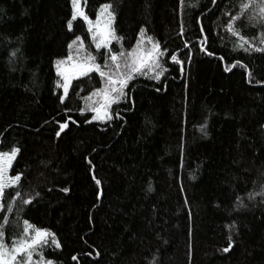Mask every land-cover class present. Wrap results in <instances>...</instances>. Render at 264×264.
Here are the masks:
<instances>
[{
    "label": "trees",
    "instance_id": "obj_1",
    "mask_svg": "<svg viewBox=\"0 0 264 264\" xmlns=\"http://www.w3.org/2000/svg\"><path fill=\"white\" fill-rule=\"evenodd\" d=\"M84 2L93 18L111 5L112 48L81 18L68 28L71 0H0V150L19 149L21 175L2 198L7 242L28 221L60 245L33 264H264V22L240 7L253 0ZM149 37L160 67L133 75L110 120L91 121L99 72L60 99L58 67L114 71L111 54Z\"/></svg>",
    "mask_w": 264,
    "mask_h": 264
},
{
    "label": "snow or ice",
    "instance_id": "obj_2",
    "mask_svg": "<svg viewBox=\"0 0 264 264\" xmlns=\"http://www.w3.org/2000/svg\"><path fill=\"white\" fill-rule=\"evenodd\" d=\"M182 2L183 0H181V3ZM215 2L216 0H213V3ZM71 5L72 12L71 18L68 21V28L71 29L72 21L76 20L77 18H82L89 25V31L92 32L93 39L97 41V49L101 48L102 46L106 47L110 38H113V34L109 27L113 18V14L110 11L111 5L105 4L101 6L100 13L97 15L95 23H93V21L84 12L81 0H71ZM240 7L242 11L249 9L250 7L253 8L254 11L258 10L259 18L262 22H264V0H260L258 4L255 3V0H253L252 3L241 4ZM235 19H237V17L230 18V31H232L231 21H234ZM143 32L144 30L141 29L142 35ZM241 39H243V37H241ZM76 41H80V37H77ZM146 43L151 44L150 49H141L139 46H137L136 49L126 54H111L110 59L112 61L114 71H102L99 65L90 62L80 63L74 66L80 75H87V73L89 72L96 71L99 72L102 78H106L107 82L105 88L96 93L97 96L101 97V100H98L96 102V105L92 106L90 109L95 113V115L92 117L93 120L111 119L108 114V108L110 104L115 102V100L120 96H123L124 88L127 86L128 81L133 78L134 74H144L142 70L145 68L160 67L158 60L159 57L163 55V51L160 50L159 44L152 42L150 37L147 38ZM69 47H71V45H69ZM257 50L264 51V49ZM208 55H213V53L209 52ZM120 58H124L123 70L121 69V64L119 62ZM68 59L71 60L72 57L69 56ZM171 59L173 60V62H178L175 55H172ZM89 61H94V58L89 57ZM63 63L64 61L57 62L58 65ZM225 70L227 71L228 69ZM58 72H60L59 67ZM61 74L63 75V73ZM161 74V72H156L153 78L159 80ZM70 79V76H64L65 83L63 87L65 95H67L68 82ZM60 99L63 101L64 97H61ZM66 126V124H62L61 130H63ZM59 135L60 132H57V136ZM18 151V148L13 147L10 152H0V196L3 195L5 188L14 187L21 180L20 174L11 177L6 174L7 169L11 165L13 159L16 157ZM93 179L95 180V183L97 185H100V180L96 179L95 176H93ZM63 191L67 192L68 189L65 188L63 189ZM261 194H264V192H262ZM16 195L19 196L20 193L17 192ZM99 195L100 194L98 193L97 199H99ZM24 203H30V201H24ZM8 210H12L11 204L8 205ZM5 222H7L6 219ZM24 223V232L28 233L31 230L33 234L29 237L21 238L10 248L6 247L3 243V240L0 239V264H32V255L35 249L38 246L46 244L48 242V237L51 234L47 230L39 228L33 229L28 221H25ZM0 228H2V225H0ZM3 235V232L0 231V238H2ZM52 243L56 244L57 247L60 246L56 241L54 235H52ZM229 248H231V243H229V247L224 248L223 251L227 252L229 251ZM73 259H76V257H73ZM46 264H52V262L47 261Z\"/></svg>",
    "mask_w": 264,
    "mask_h": 264
},
{
    "label": "rangeland",
    "instance_id": "obj_3",
    "mask_svg": "<svg viewBox=\"0 0 264 264\" xmlns=\"http://www.w3.org/2000/svg\"><path fill=\"white\" fill-rule=\"evenodd\" d=\"M81 2H82V8H83V10H84V12L86 13V15L93 21V23H95V20H96V17H97V15L100 13V10H101V7L98 9V11H97V14H96V16L93 18V17H91L89 14H88V12H87V9H86V4H85V2H84V0H81ZM105 5V4H104ZM110 5V4H109ZM110 11L112 12V14H113V18H112V20H111V24H110V29H111V32H112V34H113V38H110V40H109V42H108V44H107V46H112L113 47V44H114V42H115V40H116V30H115V27H114V24H115V14H114V12L112 11V8H110ZM82 19V18H81ZM73 22V21H72ZM87 23V22H86ZM87 28H88V31H89V25L87 24ZM89 35H90V40H91V42H93L95 45H96V42L97 41H95L94 39H93V35H92V32H90L89 31ZM111 47V48H112ZM86 63V62H85ZM90 63H92V62H90ZM78 64H80V63H78ZM75 65H77L76 63H72V64H63V65H61L60 67H59V69H60V72H59V74H60V87H61V90H62V94H61V97H64V99L68 96V94H69V92H70V89H71V87H72V83H73V81L74 80H76V79H79V78H81V77H83V76H85V75H80L79 74V72L76 70V68L74 67ZM61 73H63V75L61 74ZM90 73V72H89ZM88 74V73H87ZM65 75H68V76H70L71 77V79L69 80V82H68V91H67V95H65V91H64V87H63V85H64V83H65V80H64V76ZM115 102H117V100H115ZM115 102H113V103H111L110 104V106H109V108H108V114H109V116L110 117H112V115H113V104L115 103ZM95 115V113L93 114V116ZM92 116V117H93ZM108 120H110V119H105V120H93L92 118H91V121H95V122H106V121H108ZM0 152H3V151H1L0 150ZM6 152H10V151H6ZM17 156V155H16ZM16 158V157H15ZM15 158L13 159V161L11 162V165L9 166V168L7 169V175L8 176H15L14 174H12V165H13V162H14V160H15ZM8 188V187H7ZM7 188H5L4 189V192H5V190L7 189ZM4 192H3V195H4ZM3 195L2 196H0V211L2 210V208H3V204H2V198H3ZM3 237H2V239H3V243L5 244V246L6 247H8V248H10L14 243L13 242H7V240H6V233L3 231ZM33 234V233H32ZM51 234V233H50ZM52 234L48 237V241L49 240H52ZM42 255L44 256V254L42 253ZM39 259H42V257L41 258H39ZM32 261H33V257H32ZM32 264H33V262H32Z\"/></svg>",
    "mask_w": 264,
    "mask_h": 264
}]
</instances>
